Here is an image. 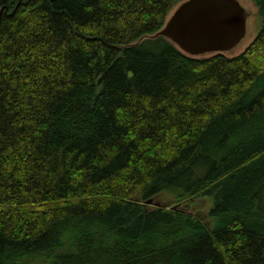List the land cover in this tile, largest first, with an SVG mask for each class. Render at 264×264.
I'll list each match as a JSON object with an SVG mask.
<instances>
[{
    "label": "trees",
    "instance_id": "16d2710c",
    "mask_svg": "<svg viewBox=\"0 0 264 264\" xmlns=\"http://www.w3.org/2000/svg\"><path fill=\"white\" fill-rule=\"evenodd\" d=\"M182 1L0 0V264H264V0L232 57Z\"/></svg>",
    "mask_w": 264,
    "mask_h": 264
},
{
    "label": "water",
    "instance_id": "95a60500",
    "mask_svg": "<svg viewBox=\"0 0 264 264\" xmlns=\"http://www.w3.org/2000/svg\"><path fill=\"white\" fill-rule=\"evenodd\" d=\"M247 19L237 0H184L155 36L190 57L224 54L245 37Z\"/></svg>",
    "mask_w": 264,
    "mask_h": 264
},
{
    "label": "rangeland",
    "instance_id": "374dc122",
    "mask_svg": "<svg viewBox=\"0 0 264 264\" xmlns=\"http://www.w3.org/2000/svg\"><path fill=\"white\" fill-rule=\"evenodd\" d=\"M243 9L248 14V19L246 20V34L245 37L240 41V43L229 53L226 54L228 57L236 56L243 52V50L253 41L258 30L261 28L260 19L257 17V10L251 0H237ZM176 4L173 9L168 14L165 22L169 17L174 13V11L178 8L179 4ZM210 55H205L204 57H208ZM167 197L161 198L160 203L166 204ZM155 203L162 205L159 203V200H156ZM192 209L191 212L196 214V216L205 224L209 225L210 220L208 217V212L211 207V200L209 198H201L197 200H192Z\"/></svg>",
    "mask_w": 264,
    "mask_h": 264
}]
</instances>
